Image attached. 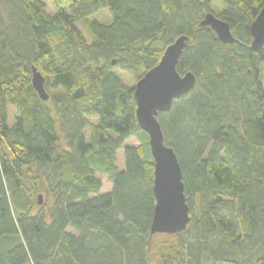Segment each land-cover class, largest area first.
Instances as JSON below:
<instances>
[{"label": "trees", "instance_id": "trees-1", "mask_svg": "<svg viewBox=\"0 0 264 264\" xmlns=\"http://www.w3.org/2000/svg\"><path fill=\"white\" fill-rule=\"evenodd\" d=\"M50 1L53 15L41 0H0V240L14 243L0 264H264V46L252 52L249 33L264 0ZM101 12L110 23L92 20ZM208 13L229 25L234 44L199 26ZM180 36L190 42L177 71L196 85L157 120L191 220L181 233L151 236L147 135L133 89L108 66L145 73ZM131 137L141 146L123 147ZM97 167L108 194L99 195Z\"/></svg>", "mask_w": 264, "mask_h": 264}, {"label": "water", "instance_id": "water-1", "mask_svg": "<svg viewBox=\"0 0 264 264\" xmlns=\"http://www.w3.org/2000/svg\"><path fill=\"white\" fill-rule=\"evenodd\" d=\"M210 28L222 44H234L237 40L229 25L208 13L199 24ZM250 50L258 53L264 46V7L249 26ZM189 38L180 36L167 46L156 66L145 72L133 88L138 128L147 135L149 153L153 162V195L155 207L150 224V235H175L186 230L190 223V209L184 194L183 176L174 150L164 143L159 113L168 112L172 104L190 93L196 85L191 72L181 75L177 64L189 46ZM114 62H112L113 64ZM45 80L32 69L31 86L38 98L46 102L49 96L44 88ZM41 196L38 204L41 205Z\"/></svg>", "mask_w": 264, "mask_h": 264}, {"label": "rangeland", "instance_id": "rangeland-1", "mask_svg": "<svg viewBox=\"0 0 264 264\" xmlns=\"http://www.w3.org/2000/svg\"><path fill=\"white\" fill-rule=\"evenodd\" d=\"M41 2L45 5V11L48 15H53L55 13V5L50 0H41ZM67 2L62 1L61 6H65ZM210 8H211L210 10L213 12V14L217 15L218 12L221 10V5L219 2H214L210 6ZM92 20L98 21L100 23L108 24V23H110L111 18L107 12H101L98 15H96L94 18H92ZM153 46L161 47V45L159 43H155V44H153ZM107 66L108 65L106 64V68H107ZM108 70L112 71L118 77V79L120 80V82L122 83L123 86H125L126 88H131V89H133L135 87L137 80L140 79L142 77V75L144 74L142 71H136V74H135V73H132V71H134L135 69L128 71V70H125V68H122L120 66H117V67H115V66L109 67L108 66ZM258 70H259V74H260V82H261L262 87L264 89V62L259 63ZM184 73H185L184 70L180 72L181 75H183ZM15 116H16L15 110L12 108H9L8 109V126L10 128L14 124V117ZM90 122L92 124L96 125L95 119L91 120ZM86 138H88V132L86 133ZM140 146H141V141L139 140V138L138 137H131L124 142L123 147L137 148ZM115 166L119 171L124 170L123 149L118 150V152L116 153ZM99 169L97 167V169L95 170V176L98 179H100L101 183H102V187H101V190L99 192V195H105V194H108L111 192L112 185L109 181L108 175L105 174L104 172H101V170H99ZM69 233H72V232L69 231ZM72 234H74V233H72ZM156 235H162V234H156ZM13 244H14L13 241H11L9 239L0 240V252H4L5 250H8L10 247L13 246Z\"/></svg>", "mask_w": 264, "mask_h": 264}]
</instances>
